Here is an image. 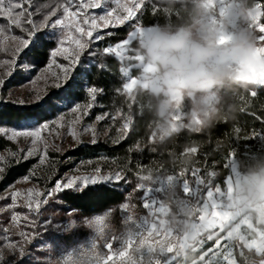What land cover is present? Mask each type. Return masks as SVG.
Wrapping results in <instances>:
<instances>
[{
    "label": "clouds",
    "instance_id": "clouds-1",
    "mask_svg": "<svg viewBox=\"0 0 264 264\" xmlns=\"http://www.w3.org/2000/svg\"><path fill=\"white\" fill-rule=\"evenodd\" d=\"M153 7L157 19L140 26L115 53L120 79L115 91L145 121L147 139L142 137L139 146L157 159L143 169L138 183L157 191L143 210L130 199L118 226L112 222L115 206L102 226L95 216L53 210V222L65 227L74 222L72 230L90 235L63 252L52 242L40 245L43 255L36 264H102L100 240L113 237L119 242L116 251L126 256L112 264H164L169 255L176 264H202L200 242L213 213H219L215 219L234 221V238L245 226L246 239L264 245V150L236 160L226 191L219 184L215 188L223 199H214L212 190L203 203L189 198L184 179L204 146L211 145L209 155L227 148V137L211 138L218 124H233L232 135L241 134L235 126L244 110L241 90L264 86V41L255 23L264 10L256 0H156ZM201 134L206 138L191 139ZM219 173L209 169V181ZM170 244L175 245L171 254ZM9 254L10 248L0 249V255ZM238 256L237 264H260L264 251L241 248Z\"/></svg>",
    "mask_w": 264,
    "mask_h": 264
},
{
    "label": "snow or ice",
    "instance_id": "snow-or-ice-1",
    "mask_svg": "<svg viewBox=\"0 0 264 264\" xmlns=\"http://www.w3.org/2000/svg\"><path fill=\"white\" fill-rule=\"evenodd\" d=\"M104 3H106V0H78V2L77 0H65L64 3H57L37 23L30 18L31 13H26L22 3H13V0H0V17H5L10 22L6 26H0V37H4V34L10 31L12 26L21 29L24 33L23 36L12 35L4 38L10 40L14 44V47L6 44L4 39H0V54L6 57L5 59H0V68L4 69L3 72H0V106L13 103L22 106L26 104L39 106L49 94V89H63V82L70 79V69L81 62L82 56L89 55L95 57L97 55L92 50L96 42L105 45L102 49L105 54L118 53L122 45L131 39V34L140 27L138 23L139 18L136 17V10L141 8L144 0L133 3L131 7L127 0L124 3H121V0H115L116 6L110 10L106 9L102 15L91 14L87 11L88 9H100ZM72 5H75L74 11L72 10ZM258 7L264 10V5L258 3ZM18 9L19 11H17ZM260 18L261 16H258L255 23L259 39L264 41V23L260 22ZM118 26L132 27L133 30L126 37H122L120 41L111 44L105 43L112 40L115 32L111 29H115ZM49 28L53 31L48 32ZM56 29L60 30L59 36L56 35ZM101 29H107V31L102 32ZM39 35H45L47 38L55 37L57 46L50 51L39 52L45 58L47 66L33 79L31 78V72L34 69H29V65L24 64L23 67L29 69L28 74L25 75L19 71L18 65L20 64L22 54L28 56L39 51L37 46V37ZM58 57H62L63 62H58ZM32 63L35 64V60ZM53 67L57 69L56 72L52 71ZM100 70L103 71L104 69L101 67ZM14 79L17 80V83L23 80L28 81L25 87L29 96L33 97V99L28 101L23 99L16 101L5 100L4 89ZM49 80H51V83H49ZM103 92L104 89L99 86L88 87V102L76 104L71 109V120L68 119L67 115H61L47 122L37 120V126L31 128H24V125L21 123V120L36 119L30 115L18 117L16 125H7L0 120V137L6 138L10 143L15 142L16 144L14 149L7 146L0 147V181H3L14 168L33 159L37 160L38 163L30 165L22 177L24 182L40 179V177L36 176V169L38 167L46 164L52 167L53 175L44 178L50 184V187H46L43 192L35 187H30L26 190L24 198L27 203L25 206L29 209L30 214L35 213L36 216L42 215V209L48 206L50 202L56 203L68 215L77 214L81 209L78 206H73L70 203L71 201L77 198L87 199L90 196L103 197L110 191V189L105 188V182L131 183L128 179L129 175H135L137 182L132 191L127 194L126 199L130 200L133 198L134 193L144 190L138 183L144 168L136 164L135 172H133L131 160L126 159L125 163L120 164V158L109 160L106 155L100 156L99 159H81L80 163L74 168H70L68 172L60 175L58 165L61 161L50 157V150L64 157L67 155V152L78 150L86 144H98L100 132L97 125L106 120L110 114L97 115L95 122L84 125L80 131L77 130L75 125L80 124L89 115V110L93 108L98 96L102 95ZM99 106L103 107L102 104ZM128 109L130 113L132 105H128ZM118 113H122V110H118ZM130 117H132L130 114H119L112 117L113 120L118 119L121 121L116 137L111 140L113 145L124 142L132 135L134 127L133 119H130ZM18 128L23 130H17ZM108 131H111V129L109 128ZM85 134L90 136L88 141L82 139V136ZM65 135H70L73 140V144L67 150H63L59 145L55 144V139L59 138L62 140ZM48 136L53 138L51 144L48 141ZM21 139L28 141L27 147L19 146ZM139 145L140 141L131 146L128 151L143 152L144 150ZM73 159L72 156H67L62 162L65 165L72 164ZM110 164L117 165V170L110 168L109 171L105 172L104 167ZM199 172V168L193 169V175ZM229 180L230 178L227 179L226 183ZM201 181L202 179L197 175L196 182L201 183ZM116 187L118 188V185ZM149 192L151 190H144L141 197L145 207L149 203ZM9 195L12 204L8 206L7 210H12L22 193L20 190H14ZM220 196L222 197V193ZM6 198L0 196V200ZM151 203L153 206L155 205V201ZM121 206L127 210L128 203H123ZM5 210L4 208H0V212H4ZM104 215L95 216L101 223V226L104 221ZM18 216L19 213L13 212L12 221L17 222ZM216 216H219V213H213L207 217L206 235L200 242L199 250H203L205 243L208 241H214V247H210L206 252H203L201 255L202 264H225V262L226 264H237V259L234 255V249L236 248L255 247L258 251H264V245L261 244V241L246 239L245 228L241 227L239 234L234 238L232 234V224L234 221L225 222L215 219ZM24 219L28 221V216H25ZM29 223L31 227H35L36 225L35 220ZM47 223L50 225L51 220H47ZM247 223L246 221L245 224ZM73 228H75L74 222L68 224L63 231H71ZM7 231L5 230V236L8 242L4 247L11 249L12 256L9 258L0 255V264H25L29 255L26 245L32 243L40 235L39 231L31 234L20 231L18 235L21 239L15 242H12L10 237H7ZM261 236H264V233H261ZM222 241L226 242L221 244ZM114 242H116L114 237L112 239L105 238L100 240L99 247L104 253L102 264H112V262L126 256L125 251L117 252V248L113 249ZM154 242L159 243L160 241L158 239ZM149 243H153V241H149ZM174 248L175 245L170 244L168 246V253H173ZM173 261H175V256L169 255L164 264H172ZM260 264H264V260H261Z\"/></svg>",
    "mask_w": 264,
    "mask_h": 264
},
{
    "label": "trees",
    "instance_id": "trees-1",
    "mask_svg": "<svg viewBox=\"0 0 264 264\" xmlns=\"http://www.w3.org/2000/svg\"><path fill=\"white\" fill-rule=\"evenodd\" d=\"M64 2L65 0H25V2L21 0H13V3H22L23 9L26 10V13H31L30 18L37 23H39L43 19V16L54 8L57 3ZM256 2L264 5V0H256ZM155 3L156 0H144V3L137 13L140 26L151 24L157 19L153 7ZM17 11H19V9ZM260 22L264 23V16H261ZM9 23L10 22L7 18L0 17V26H6ZM111 30L115 32V35L112 40L106 41L105 43L111 44L120 41L122 37H126V35L132 30V27L118 26ZM103 31H107V29H104ZM48 32L50 31L48 30ZM6 34H12L15 36L24 35L21 29L16 28L15 26H12L10 31L6 32L4 35ZM37 46L39 51L34 52L33 55H21V61L18 65V69L21 73L24 74V64L29 65L30 69H34L31 73L43 69L46 66V62L45 58L40 55L39 52L54 49L57 46L56 38H47L45 35H39L37 37ZM104 46V44L96 42L92 50L95 51L97 55L95 57L89 55L82 56L81 62L73 67L69 81L63 82V89H49V94L39 106H33L30 104L22 106L16 103L0 106V120L7 125H16L18 117L22 115H30L36 118L35 120H32L34 123H36L37 120L40 122L49 121L62 112L70 111L76 106V104L87 103L89 100V97L87 96V88L90 86H99L104 89V92L102 95L98 96L93 108L89 110L87 119L93 121L97 115L105 113L110 114L106 120L100 122L98 125L99 127L108 126V129L110 128L111 131H108L107 134L113 137L110 140L108 138L100 139L98 140L97 145L86 144L78 150L67 152V155L64 157H61L56 153H53L52 156L65 159L67 156H72L74 158L73 161L77 162L81 159L87 158L99 159L100 156L106 155L109 160L120 158V164L125 163L127 159L131 160L133 172H135L136 164L145 168L150 165L153 160L157 159V154L150 153L147 149H144L143 152L128 151V149L136 142L140 141L142 137L147 139L145 121L138 115L134 104L129 113L128 104L123 103V97L116 93L115 88L120 84V79H118V74L116 72L117 60L115 55L105 54L102 51ZM33 60H35V64L32 63ZM101 67L104 69L103 71L100 70ZM25 81L26 80H23L20 83H17V80L14 79L8 84L11 86L20 85ZM241 91L245 96V101L242 102L244 110L239 113L238 119L235 122V126L242 129L241 134L238 137H234L232 135L233 124L220 123L212 130L211 138L213 140L216 138H228L229 144L224 152H215L213 155H209L208 153L211 151V145L209 144L204 146V148L197 153V163L194 167V169H200V172L197 173V175L209 181V177L207 176L209 169H219V175L211 178V181L216 184H223L224 178L230 173V164L232 162H236L237 159L245 158L249 154L258 150H264V86H256ZM101 104L103 107L99 106ZM118 110H122V113H118ZM119 114H130L132 116L134 131L127 140L113 145L111 140L116 137L117 129L120 127L121 121L118 119L113 120L112 117L118 116ZM244 133H248L249 135L245 137ZM205 138L206 137L203 134L191 137V139L196 140H203ZM180 139L185 140L188 139V137L181 136ZM3 146L13 149L16 147L15 143H10L6 138L0 137V147ZM36 161L37 160L33 159L29 162H25L23 165L10 171L6 178L3 181H0V192L4 191L8 186L23 177L30 165L35 164ZM58 167L59 174H63L71 167V164L58 165ZM104 168L117 169V165L110 164ZM190 171L191 169H189L188 172ZM128 179L131 183L122 184L120 182H114L110 184L105 182V188L110 189V191H108L103 197L90 196L87 199L77 198L70 203L81 209L77 214L85 216L104 213L114 206L115 210H117L118 206L127 200V194L132 191L137 182V177L135 175H129ZM117 185L118 188L116 187ZM141 194L142 190L134 193L131 202L139 204L138 199ZM53 210L65 213L63 209L53 202H50L48 206L44 207L42 209L43 217L46 218L50 216L51 224L46 226L48 229L44 232H39V236H43V238H46L49 242H52L55 245L66 246L69 243L79 241L84 235L81 229L71 230L70 235L58 233L53 229L52 225L55 223L51 216ZM38 229L40 230L41 227H38ZM49 237H51V239H49ZM40 254L41 253L39 252V255ZM25 264H36V262H33L31 258H27Z\"/></svg>",
    "mask_w": 264,
    "mask_h": 264
},
{
    "label": "rangeland",
    "instance_id": "rangeland-1",
    "mask_svg": "<svg viewBox=\"0 0 264 264\" xmlns=\"http://www.w3.org/2000/svg\"><path fill=\"white\" fill-rule=\"evenodd\" d=\"M21 1L25 2V0H21ZM77 2H78V0H77ZM124 2H126V0H121V3H124ZM127 2L129 4V6L131 7L133 3L140 2V0H127ZM115 6H116L115 0H106V3L102 4L100 9H88L87 11L91 14H101L102 15L106 9L110 10L112 7H115ZM72 10L73 11L75 10V5H72ZM139 10L140 9L136 10V17H137V13ZM134 19H135V17H134ZM48 30L50 32L53 31L50 28ZM103 30L104 29H101L102 32H103ZM132 30H133V28H132ZM55 32H56V35L59 36L60 30L56 29ZM10 36H12V34H6V35H4V37H0V39H4L5 37H10ZM4 42L6 44H9L10 46L14 47V44L10 40L4 39ZM111 54L115 55V53H111ZM5 58L6 57L3 54H0V59H5ZM57 60H58V62H63L62 57H58ZM73 67L70 69V74L72 72ZM29 69H30V66H29ZM29 69H25L23 67V72L25 75L28 74ZM43 69H41L35 73H31V78L34 79L37 75L40 74V72ZM3 71H4V69L0 68V72H3ZM52 71L56 72L57 69L55 67H53ZM49 83H51V80H49ZM27 84H28L27 80L23 84H20V85H12L11 86L10 84H7L5 89H4L5 100L6 101L7 100L16 101L18 99H23L25 101H28V100L33 99V97L29 96L28 91L25 87V85H27ZM9 93H10V95H9ZM61 115H67L69 120L72 119L71 110L66 111V112H62V113L58 114L57 116H61ZM57 116L53 119H56ZM53 119H51V120H53ZM45 122H47V121H45ZM93 122H95V119L93 121H90L87 119V116H86L83 119V121L80 124L75 125V127L77 128L78 131H80L84 125L92 124ZM21 123L24 125V128H31V127L37 126L36 123H34L32 120L22 121ZM97 128L100 132L98 140L103 139V138H108L110 140L113 137V136H111V135L109 136L107 134L108 133V126L107 127H105V126L99 127V125H97ZM17 130H23V129L18 128ZM82 139H84L85 141H88L90 139V136L85 134L82 136ZM48 141L51 144L53 142V138L51 136H48ZM13 143H15V142H13ZM55 144L59 145L63 150H67V149H69L70 145L73 144V140H72V137L70 135H65L62 140L59 138L55 139ZM19 146L20 147H27L28 141L26 139H21ZM53 153H55V152H52L50 150V157L52 159L61 161V163L59 165H65L62 162L65 158H58L57 156H52ZM37 163H38V161H36L35 164H37ZM79 163H80V161H77V162L73 161L70 168H74ZM234 163L235 162H232L230 164V173L224 178L223 184H219V186L221 187V191H226V185H227L226 181H227V178L232 174V169H233ZM193 169L191 168L190 172L184 174V179H186L188 181L189 189L191 190V192L187 193L189 198L201 199V203H203V199L207 198V193L210 190H212L214 199H223V197H221L219 195V193L215 192V188L217 186L216 183H213L211 180L207 181L199 175L198 176L203 180V183L196 182L197 174L193 175ZM68 170L65 171L64 173L68 172ZM112 170H117V169H112ZM104 171L107 172V171H109V169L104 168ZM63 174H60V175H63ZM81 174H83V173H81ZM52 175H53L52 167H49L46 164V165L40 166L36 169V176L40 177V179H32L28 182H24L22 180V177H21L17 181H15L13 184L8 186L4 191L0 192V196L7 197L4 200H0V208L6 209L4 212H0V249H4L5 251H7V248L4 247V245L8 242V240L6 239V236H5V230H8L7 231V237H10L11 241L15 242V241H18L21 239V237L18 235V233L20 231H24L26 233L31 234V233H35L36 231L44 232L46 229H48V227H46V226H48L47 220H50V216L45 218V217H43V214L40 216H36L35 213L30 214L29 209L25 206L27 202H26L24 196L26 194V190L30 187H35L41 192H43L46 189V187H50L49 183L44 178L52 176ZM114 182H116V181H112V182H110V184H112ZM106 183H109V182H106ZM14 190H20L22 195H21V197L18 198L14 208L12 210H7L8 206L12 204V201L10 199L9 194L11 191H14ZM143 191L144 190H142V194L139 196V199H138L139 204L134 202L138 205V207L141 208V210H143L142 204L144 202L143 199H141V197L143 196ZM156 191H157V189H155V188L152 189L151 192H149V194H148L149 197L153 196ZM129 202H130L129 200H126L123 203H129ZM121 205L118 206L117 210H115L113 212L112 222L114 224H116L117 226L119 225L120 221L127 215V210L123 209ZM13 212L19 213L17 222H13L11 219ZM104 214H105V212L100 213V214H95V215H92L89 217H93L96 215H104ZM25 216H28V221H26L24 219ZM32 220L36 221L35 227L30 226L29 222ZM38 227H41V229L39 230ZM52 227L58 233H63V229L65 226H62L59 223H54L52 225ZM244 227L245 226H242V228H244ZM81 230L84 233V235L81 237V239L79 241L69 243L66 246L55 245L57 250L61 251V252L67 251L73 245L78 244L81 241H87V239L90 235V231L89 230H83V229H81ZM46 242H49V240H47L46 238H43V236H38V237H36V239L32 243L26 245V248H27V251L29 254L28 258H31L33 260V262H36L38 259H40V257L43 255V253H41L39 251V246L45 244ZM225 242L226 241H222L221 244H223ZM118 246H119L118 241L113 243V249L114 250L116 248H118ZM210 247H214V241L206 242L204 247H203V250H199L200 254H203V252H206L208 250V248H210ZM239 251H240L239 248L234 249V255L236 256L237 259H239V256H238ZM39 252L41 253L40 255H39ZM11 256H12V254H9L7 257L11 258ZM172 264H176V262L173 261ZM225 264H226V262H225Z\"/></svg>",
    "mask_w": 264,
    "mask_h": 264
}]
</instances>
